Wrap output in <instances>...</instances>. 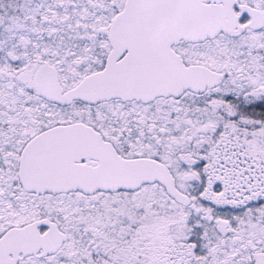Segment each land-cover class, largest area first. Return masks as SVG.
<instances>
[{"label":"snow or ice","instance_id":"obj_1","mask_svg":"<svg viewBox=\"0 0 264 264\" xmlns=\"http://www.w3.org/2000/svg\"><path fill=\"white\" fill-rule=\"evenodd\" d=\"M0 264H264V0H0Z\"/></svg>","mask_w":264,"mask_h":264}]
</instances>
